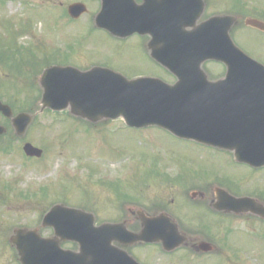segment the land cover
Listing matches in <instances>:
<instances>
[{"label": "water", "instance_id": "95a60500", "mask_svg": "<svg viewBox=\"0 0 264 264\" xmlns=\"http://www.w3.org/2000/svg\"><path fill=\"white\" fill-rule=\"evenodd\" d=\"M69 12L78 18L86 8L74 5ZM122 21L118 15L100 14L96 26L117 37L139 32L130 21ZM229 21L214 18L199 27L181 26L182 32L171 33L166 50L164 35L149 33L153 36L149 45L152 55L178 78L174 85L152 78L128 80L103 68L82 72L73 67H53L41 79L43 106L57 109L53 111L70 107L73 116L92 124L123 118L131 128L157 126L180 139L231 151L240 163L264 166V66L235 46ZM189 26L193 31L186 30ZM207 60L224 63L226 76L210 81L202 67ZM0 111L12 117V110L1 102ZM32 121L27 114L14 119L18 134H24ZM4 133L0 127V135ZM24 151L30 157L43 154L30 144ZM94 219L62 205L54 206L45 216L43 226L56 230L58 264H69L70 259L71 264H131L122 251L113 247L115 242L130 245L159 241L174 246L182 241L178 226L164 216L142 218L143 230L139 234L128 232L125 225L96 227ZM162 235H175L178 243ZM67 241L77 242L79 253L62 250L60 244ZM11 242L26 264H35L49 243L41 241L37 230L25 229L17 230Z\"/></svg>", "mask_w": 264, "mask_h": 264}, {"label": "rangeland", "instance_id": "374dc122", "mask_svg": "<svg viewBox=\"0 0 264 264\" xmlns=\"http://www.w3.org/2000/svg\"><path fill=\"white\" fill-rule=\"evenodd\" d=\"M52 2L57 6L45 0H0V47L7 48L13 42L11 46L21 47L22 59L33 61L40 55L37 49L42 44L49 51L68 52L61 58L68 57L75 66H80L87 56L84 52L79 58L75 54L69 56L73 43H81L84 48L112 47V42L93 29L91 17L70 23L64 14L70 0ZM18 58L15 55L9 64ZM81 63L85 67L86 63ZM9 64L0 62V95L4 102L15 103L18 99L19 106L24 102L23 93L33 88L39 75H32L34 69L27 66L26 74L18 82L17 73ZM205 69L212 79L225 73L216 64ZM28 73L31 76L27 77ZM12 82L18 83L24 92L12 89ZM67 116L46 111L36 118L27 137L16 139L10 120L0 114V123L8 129L0 142V234L12 235L15 227L38 228L48 234L40 223L56 203L85 209L99 220L124 217L121 205L125 202L152 212L160 197L170 203L179 193L166 188V179L175 174L186 180L216 173L246 180V173L220 152L178 140L161 129L134 130L122 121L90 128ZM12 139L15 140L11 142ZM27 142L44 150L41 160L25 157L23 146ZM116 190L131 199L119 200L114 194ZM233 237L248 243L250 251L260 244V240L250 239L244 232Z\"/></svg>", "mask_w": 264, "mask_h": 264}, {"label": "flooded vegetation", "instance_id": "af4514ba", "mask_svg": "<svg viewBox=\"0 0 264 264\" xmlns=\"http://www.w3.org/2000/svg\"><path fill=\"white\" fill-rule=\"evenodd\" d=\"M43 1V0H40ZM45 0L53 7L57 5ZM70 5H86L84 16L95 22L102 14L105 17L118 15L123 23L130 21L140 32L168 35L164 50L170 47V35L180 31L177 26L182 19H196L200 26L213 18L231 19L230 35L234 43L248 56L264 65V0H70ZM58 8V7H57ZM83 17V16H82ZM126 18V19H124ZM175 25V29L173 28ZM110 42L112 47L84 48L80 44L70 45V54L87 56L83 70L91 67L107 68L129 78L156 77L168 80L169 71L160 66L152 57L149 44L152 37L135 34L128 38L114 37L104 29H97ZM187 31H193L188 28ZM85 41V40H83ZM134 42V43H132ZM156 45V44H155ZM41 57L52 58L53 52L40 45ZM85 50H84V49ZM65 53L63 54V56ZM72 58V57H71ZM70 58V59H71ZM61 65H72L67 59ZM79 61V60H78ZM89 62V63H88ZM216 64L208 61L204 66ZM221 65V64H220ZM223 66V65H222ZM42 89L39 83L33 90L23 93L26 97L23 105L12 107V110H42ZM45 110H52L47 108ZM70 110V109H65ZM231 164L246 173V180L239 181L234 176L211 174L203 177L183 179L179 174L168 176L167 189L179 193L170 203L160 197L151 216L167 214L174 218L186 240L177 247H165L162 243H134L123 246L114 243V247L126 252L130 258L140 264H264V167H251L238 163L232 154H222ZM237 200H243L237 203ZM180 202V204H178ZM179 206V208H178ZM96 224L130 223V231H140L142 222L138 212L132 218L96 219ZM48 234L41 232L42 238L55 239L54 230L47 229ZM244 232L250 239L260 240L257 249L251 250L248 243L234 239V235ZM62 247L77 251L76 243H62ZM51 257L38 260L36 264H56ZM0 264H26L10 242L8 234H0Z\"/></svg>", "mask_w": 264, "mask_h": 264}]
</instances>
